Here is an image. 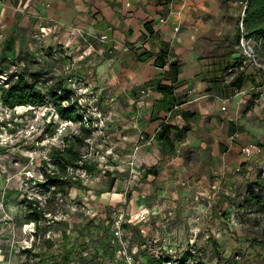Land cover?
<instances>
[{"label":"crops","instance_id":"1","mask_svg":"<svg viewBox=\"0 0 264 264\" xmlns=\"http://www.w3.org/2000/svg\"><path fill=\"white\" fill-rule=\"evenodd\" d=\"M243 1L0 0V31L8 45L24 42L30 56L57 46L61 56L74 60L85 50L79 76H92L100 98L114 99L129 125L124 156L135 132L152 137L135 156L136 170L147 179L142 195L154 179L159 182L156 178L166 186L184 179L182 191H205L215 176L221 186L229 181L236 186L254 168L264 167V152L246 157L240 150L248 142L264 143V97L226 88L231 59L240 54L234 45ZM243 72V89L259 83L255 65L248 62ZM110 79L115 85L106 84ZM220 83L228 94L216 90ZM180 130L181 139L173 140ZM236 167H241L237 175ZM137 209L141 215L148 210L142 198Z\"/></svg>","mask_w":264,"mask_h":264},{"label":"rangeland","instance_id":"2","mask_svg":"<svg viewBox=\"0 0 264 264\" xmlns=\"http://www.w3.org/2000/svg\"><path fill=\"white\" fill-rule=\"evenodd\" d=\"M238 21L236 29L240 32ZM4 38L0 31V67L9 66L14 70L17 64L22 65L23 60L31 70L45 69L55 76L54 79L61 80L70 89L71 100L78 102L82 122L90 129L91 136L85 139L78 160L87 174L81 177L72 174L76 183L64 192L56 193L49 206L54 208L53 212L45 213V217L36 222L25 215V200L36 198L40 204H45L48 192L41 191L40 183L45 180L42 169L52 174L57 168L45 147H50L51 152L53 146H62V136L72 130L76 132L78 123L71 121L67 130L58 132L64 119L56 116L58 122L51 133H43L48 114L54 112L53 102L40 107L19 105L5 111L0 106V264H44L51 261L49 254L59 259L66 250L71 251V258L62 264H85L90 260L97 264L98 257L88 260L94 244L109 246L104 251V256L109 253L106 264H123L122 245L111 239L113 230L107 225L108 217L112 223L119 218L126 222L121 227L120 240L139 264H149L147 254L180 260L188 253L191 255L186 258L187 264H242L248 261L249 264H261L264 213L247 209L244 196L251 183L257 187L254 188L256 193L263 194L253 183L257 174L264 172L263 166L254 168L249 179L242 180L241 185L234 186L228 180L221 186L222 179L215 176L205 191H182L187 186L184 179L166 186L164 179L162 182L156 178L159 182L154 179L151 188L142 195L146 175L138 173L135 168V156L144 143L136 142V138L142 132L132 135V146L124 156L122 140L123 136L130 135L127 131L129 125L124 122L125 115L121 116L119 109L114 107V99L100 98L99 86L90 82L92 76H79L78 62L83 60L85 50L74 60L67 55L61 56L57 46L30 56L32 51L23 46L24 42L22 46L20 42V46L8 45ZM222 46L214 45L216 49ZM12 57L18 58L16 65L11 64ZM228 77L230 82V73ZM4 78L0 74V82ZM106 82L108 85L116 83L112 79ZM37 84L43 88V84ZM110 90L106 88L104 91L110 93ZM216 90L221 93L220 84ZM238 168L240 171L241 167ZM26 171H30L33 177L26 178ZM239 171H235L236 175ZM68 172L69 169L67 175ZM140 198L148 207L142 215L137 209ZM233 217L240 223L238 226L231 225ZM34 231L41 235L44 232L46 238L52 239V244L47 247L41 244L42 241L36 242L35 251L41 253L38 257L23 252L36 238ZM247 249L251 257L246 254ZM236 254L241 260L235 258Z\"/></svg>","mask_w":264,"mask_h":264},{"label":"trees","instance_id":"3","mask_svg":"<svg viewBox=\"0 0 264 264\" xmlns=\"http://www.w3.org/2000/svg\"><path fill=\"white\" fill-rule=\"evenodd\" d=\"M244 16L242 18L244 37L251 38L254 41V54L258 60H263L264 57V0H246L244 7ZM235 39H239L240 32L237 33ZM18 57V56H17ZM12 57L11 64L16 65L18 63V58ZM261 60V61H262ZM239 58H232L231 62L233 65L237 64ZM0 74L4 75L5 78L0 82V102L2 106L14 109L19 105H28L31 107L45 106L47 103L53 102L54 113L59 116V118L64 120H71L78 123L77 131H71L70 134L62 136L63 144L62 146H53L49 156L51 160L57 166L56 171L52 174L46 172L44 169L45 180L40 183L41 191L43 193L48 192V197L45 198V204H40L39 200L36 198H27L25 200L26 216L33 220L38 221L41 217H45V213H52L54 208H50V204L53 201V197L56 193L64 192L67 187L75 184L76 181L71 175L67 176L66 170L70 165H76L78 160L81 158V147L85 143V139L91 136L90 129L85 126L82 122L83 116L79 111V105L76 100H71V91L68 87L62 84L61 80L54 79V75L50 74L47 70H31L27 63H23L21 66H17L13 69H9V66L0 67ZM246 75L238 73L233 76L228 83L226 88H229L233 93L235 88H242L246 82ZM220 81V80H218ZM221 82V81H220ZM37 83L43 84V88ZM165 88L167 86L164 85ZM222 89L221 92H226V88L222 83H220ZM254 97L258 96V92L252 94ZM48 98V99H47ZM69 101L67 104H63V101ZM57 118H51L47 122L43 129V133L49 132L54 129ZM169 126V125H168ZM184 129V127L182 128ZM167 125L165 128L162 127L159 136L161 138L165 137L167 134ZM42 136V135H41ZM182 137L181 130L174 134L173 140H179ZM171 141V140H170ZM264 150V144H261ZM260 171V170H259ZM255 186L260 187L263 194L256 193L251 184L247 189V195L244 196L245 206L247 209H251L255 212L264 213V172L257 174V180L253 182ZM106 220V218L104 219ZM112 228L111 217L106 220ZM126 222H122V226H125ZM39 227H37L38 230ZM112 230V229H111ZM36 238H33L31 246L25 248L23 252H26L32 257H38L41 253L36 252V245L38 242L42 241V245L50 246L52 239L46 238L44 232L39 234L38 231H34ZM111 239L113 238V232L111 233ZM254 240V239H253ZM252 240V241H253ZM37 242V243H36ZM264 245V244H263ZM93 252L88 256V260L98 257L97 264H106L109 261V253L104 256V251L109 249L108 245L96 246L95 244L91 247ZM115 255V253H114ZM190 253L186 254L180 260L165 257H155L147 254V261L149 264H166L167 262L171 264H187L186 258L190 257ZM51 261L45 262L44 264H62L67 259L71 258V251L66 250L61 254L60 258L57 259L56 255H51ZM81 258V256H79ZM44 259V257H43ZM87 260V259H86ZM87 260V261H88ZM108 260V261H107ZM92 261H88L85 264H92ZM95 264V263H94ZM120 264V263H118ZM203 264V263H198Z\"/></svg>","mask_w":264,"mask_h":264},{"label":"built area","instance_id":"4","mask_svg":"<svg viewBox=\"0 0 264 264\" xmlns=\"http://www.w3.org/2000/svg\"><path fill=\"white\" fill-rule=\"evenodd\" d=\"M245 4H246V0L243 1V8H242V11H241V19L238 21V27H239V30H240V37L238 39V42H236V44H235V48L240 52V55H241L240 59H239L240 63L235 64L233 66H230L229 70H228V73H230V77L232 78L236 74L245 71V67L248 64V62L252 63L259 70V78H260L259 83L256 84V85L251 86L248 89L247 88L246 89L235 88L234 93L235 94H243V95H245L248 90H253L255 92H258L260 94V96H263V93H264V60L261 61V60H258L255 57L254 46H253L254 45V41L251 38H245L244 37V29H243L242 18L244 16L243 11H244ZM40 28L42 30V32L40 34V39H41L44 36L43 32H44L45 29H44L43 25H41ZM175 30H177V28H175ZM100 39L102 41H106L107 40V35L106 34H101L100 35ZM251 42H253V44ZM123 49L128 50V47L125 46V47H123ZM0 106H2L1 102H0ZM2 107H3L4 111L5 110H10L9 108H6L4 106H2ZM29 107H31V106H29ZM223 108L224 107H222V109ZM56 116H57L56 113L50 112V114H48V116H47V117H49L47 122H49L51 120V118H53V117L57 118ZM64 121H63L62 125L57 129L58 132H61V131L63 132L65 130H67V128L70 127L71 120L67 119V120H64ZM235 136H236V132L232 133L231 136L229 137V139L231 140ZM151 139L152 138L150 136L147 137V136H145V134L141 133L136 138V142L143 141L144 143H150ZM56 146H58V145H56ZM45 148L48 149L47 154H49L50 153V149H49L50 147L46 146ZM240 150L246 157H248V156L249 157H254V156H257V154H259L263 149H262L261 145L255 143V142H248V143H245V144L241 145ZM32 159H30V164H32ZM80 164H81V162H77L76 165L68 166V168H67V170L69 169L68 174L69 175L76 174V175H78L80 177L81 176H85V174H87L86 173V169H84ZM238 169L239 168L236 167L235 171H239ZM67 170H66V174H67ZM69 175H67V176H69ZM25 177L26 178H30V177H33V176H32L30 171H26ZM231 222H232L231 223L232 226H238L240 224V223H237L238 221L234 217H233V221H231ZM121 227H122V220L120 218L119 219H115L114 222L112 223L113 238H114V241H117V242L120 243V245H122V247H120L121 253L123 254L122 255V259L124 260L125 264H139L134 259L132 253L128 251L129 249L126 246H124L122 244L123 242L120 240V238L122 237V229H121ZM119 253H120V251H119ZM235 258L241 260L240 259V255H238V254L235 255ZM124 262H123V264H124ZM108 264H111V263H108ZM166 264H170V263L167 262ZM262 264H264V259H263V263Z\"/></svg>","mask_w":264,"mask_h":264},{"label":"water","instance_id":"5","mask_svg":"<svg viewBox=\"0 0 264 264\" xmlns=\"http://www.w3.org/2000/svg\"><path fill=\"white\" fill-rule=\"evenodd\" d=\"M239 56H240L239 53H236V54L233 55L234 58L239 57Z\"/></svg>","mask_w":264,"mask_h":264}]
</instances>
